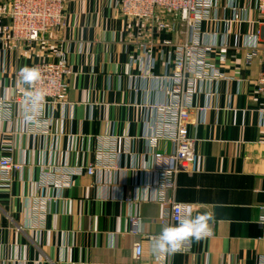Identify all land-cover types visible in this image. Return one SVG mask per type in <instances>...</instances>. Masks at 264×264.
<instances>
[{
  "label": "crops",
  "instance_id": "1",
  "mask_svg": "<svg viewBox=\"0 0 264 264\" xmlns=\"http://www.w3.org/2000/svg\"><path fill=\"white\" fill-rule=\"evenodd\" d=\"M119 2L65 0L66 26L26 45L6 39L10 0H0V98L26 86L17 77L23 66L62 56L72 70L65 104L42 110L46 128L34 133L20 105L11 121H0V156L11 148L24 165L10 184L0 183V264H135L138 243L139 264H153L149 238L159 233L164 211L154 154L170 155L174 147L167 140L150 145V106L169 100L168 44L186 40L187 30L160 31L126 18ZM234 6L241 20H233ZM255 6L254 0H218L202 26L203 41L213 46L208 59L224 77L198 85L187 127L196 162L175 176L166 197L208 213L212 235L193 239L190 252L171 254L168 264H258L264 251L261 53L246 63L255 37L264 36V12ZM101 150L104 167L89 176ZM54 168L82 169V175L71 187L39 188L41 173ZM41 198L49 199L48 212L44 226L34 228L39 213L32 209Z\"/></svg>",
  "mask_w": 264,
  "mask_h": 264
},
{
  "label": "built area",
  "instance_id": "2",
  "mask_svg": "<svg viewBox=\"0 0 264 264\" xmlns=\"http://www.w3.org/2000/svg\"><path fill=\"white\" fill-rule=\"evenodd\" d=\"M256 10L264 12V0H254ZM218 0H120L119 9L126 18L136 19L142 22H151L160 31L170 30L175 32L178 26L187 30L186 40L168 44L172 47L167 65L171 67L172 74L169 78V100L163 104H154L151 110L154 112L152 125V137L150 145L155 147L159 140H167L173 144L174 151L170 155L154 154L152 171L158 180V201L164 206V211L159 218L161 226L173 224L187 211L196 212L185 204L168 201L166 194L173 188L174 178L178 173L190 172L196 162V142L188 136V124L191 112L194 110L193 101L201 83L211 84L223 79L224 74L220 68L209 61L208 54L212 50V44L203 41L202 26L212 18ZM65 0H10L9 8L5 13L9 24L3 27L2 32L11 43L31 45L40 41L45 35L66 26ZM233 20H241L238 9L233 7ZM259 36V35H258ZM256 41L251 46L246 56L249 64L260 53L262 55V71L257 80L258 92L264 93V36L263 39L255 37ZM150 66L152 64L151 53L147 52ZM225 59L222 58L221 62ZM40 69L41 78L32 86L42 90L44 95L39 105V112L35 123L28 124L33 132L40 128H46L48 123L43 120L42 110L45 105L63 106L67 100L68 78L72 70L60 56L56 62H40L33 65ZM32 67V66H31ZM18 77V73H17ZM28 86L15 90L13 96L0 98V121H11L13 110L20 105L22 113L29 107L25 102ZM102 153L99 151L94 165L89 166L85 173L93 176L96 170L103 168ZM109 156L115 154V148L107 150ZM24 165L16 162L12 157V149H2L0 156V183L10 184L14 177L21 175ZM82 175V169L70 170L66 168H54L44 170L41 173L40 187H54L63 189L72 186V180ZM49 199H38L33 206V211L39 213L34 228H41L45 224V214L48 212ZM259 225L262 230L261 240L264 243V206L260 208ZM133 225L137 221L131 219ZM212 232L209 230L210 237ZM154 237V236H153ZM153 237L149 238L152 242ZM193 239L183 242L175 253L190 252ZM173 254V253H172ZM143 255V247L140 243L134 246V261L139 264ZM171 254L155 252L153 264H168ZM258 264H264V251L259 256Z\"/></svg>",
  "mask_w": 264,
  "mask_h": 264
},
{
  "label": "clouds",
  "instance_id": "3",
  "mask_svg": "<svg viewBox=\"0 0 264 264\" xmlns=\"http://www.w3.org/2000/svg\"><path fill=\"white\" fill-rule=\"evenodd\" d=\"M18 78L23 85L28 86L25 102L29 106L23 113V122L35 123L39 105L43 98V91L34 89L32 86L41 78L40 69L35 66H23L18 70ZM208 213L193 214L191 210L184 213L179 220L173 224L164 225L159 233L153 237L152 248L160 254H172L178 251L185 240L201 238L209 235L207 221Z\"/></svg>",
  "mask_w": 264,
  "mask_h": 264
}]
</instances>
